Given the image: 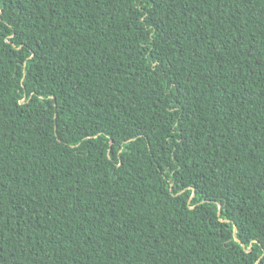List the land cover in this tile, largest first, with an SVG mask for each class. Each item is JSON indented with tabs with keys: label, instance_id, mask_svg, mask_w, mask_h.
<instances>
[{
	"label": "trees",
	"instance_id": "16d2710c",
	"mask_svg": "<svg viewBox=\"0 0 264 264\" xmlns=\"http://www.w3.org/2000/svg\"><path fill=\"white\" fill-rule=\"evenodd\" d=\"M0 264H264V0H0Z\"/></svg>",
	"mask_w": 264,
	"mask_h": 264
},
{
	"label": "water",
	"instance_id": "95a60500",
	"mask_svg": "<svg viewBox=\"0 0 264 264\" xmlns=\"http://www.w3.org/2000/svg\"><path fill=\"white\" fill-rule=\"evenodd\" d=\"M219 209H220V210H219V215H220V213H221V207H219Z\"/></svg>",
	"mask_w": 264,
	"mask_h": 264
}]
</instances>
